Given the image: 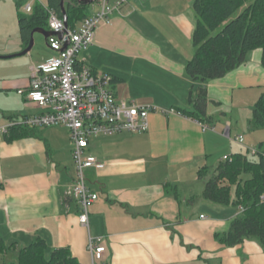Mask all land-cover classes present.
<instances>
[{"label": "crops", "instance_id": "crops-1", "mask_svg": "<svg viewBox=\"0 0 264 264\" xmlns=\"http://www.w3.org/2000/svg\"><path fill=\"white\" fill-rule=\"evenodd\" d=\"M194 1L129 0L79 57L112 77L118 100L176 112L151 113L143 134L90 140L87 155L105 167L86 171L87 185L98 195L88 228L80 225L77 206L65 194L75 177L68 131L36 129L34 136L10 142L0 133V264L16 262L18 251L37 239L48 251L67 249L81 264H90V238L105 246L104 264H264L258 242L228 247L216 239L239 208L193 202L204 189L198 171L205 168L210 176L224 157L231 158L237 136L248 140L246 149L256 148L243 134L233 139L231 134L239 132L240 123L247 132H259L252 109L264 94L262 51L250 52L221 78L192 82L185 66L194 51ZM13 27L18 35L0 32V91L16 94L0 95V128L39 113L18 91L27 87L30 68L53 55L48 50L41 57L32 48L18 56L25 48L17 18ZM202 87L210 118L205 124L180 113L193 111L189 99Z\"/></svg>", "mask_w": 264, "mask_h": 264}, {"label": "trees", "instance_id": "trees-1", "mask_svg": "<svg viewBox=\"0 0 264 264\" xmlns=\"http://www.w3.org/2000/svg\"><path fill=\"white\" fill-rule=\"evenodd\" d=\"M26 0H15L19 10ZM44 4L61 18L60 0H45ZM67 25L74 30L89 15V6H79L75 0H64ZM195 26L192 34L193 55L186 63L185 73L192 82L207 83L236 69L254 50H261L264 68V0H195L193 3ZM19 36L27 47L33 29H47V13L34 3L29 15L17 14ZM204 87L190 97L193 111H181L201 124L209 123L206 115L207 96ZM252 120L256 127L264 128V94L255 102ZM35 128L13 126L8 129V142L34 136ZM256 148L258 162L249 161L242 153L231 160L222 161L208 178L205 168L198 178L205 180L202 198L219 206L242 208L230 223L228 230L216 235L223 245L234 247L245 240H254L264 247V151ZM242 176H246L244 180ZM9 264H81L67 249L47 250L46 243L37 239L18 251L17 260Z\"/></svg>", "mask_w": 264, "mask_h": 264}, {"label": "built area", "instance_id": "built-area-1", "mask_svg": "<svg viewBox=\"0 0 264 264\" xmlns=\"http://www.w3.org/2000/svg\"><path fill=\"white\" fill-rule=\"evenodd\" d=\"M129 0H96L91 12L74 30L65 29L62 18L40 0H27L21 7L23 14L32 12L34 3H39L47 13V30L55 34L46 39L52 56L30 68L28 85L18 94L39 110L36 115L24 116L10 121L0 128L7 134L13 126L35 129L64 127L69 133L75 177L66 190L78 210V221L88 228L89 208L98 199L86 182V171L101 170L104 163L87 155L90 140L95 137H112L120 134H143L149 129V115L153 112L176 113L174 110H159L151 105H135L118 100L112 89V77L107 73L95 72L79 60L94 41L95 33L101 26H108L112 17ZM243 144L242 136L235 138ZM256 155V148L247 149ZM231 158L224 157L222 161ZM239 211L243 209L240 207ZM203 218V216H201ZM106 248L102 243L89 239L87 252L90 264H104Z\"/></svg>", "mask_w": 264, "mask_h": 264}, {"label": "rangeland", "instance_id": "rangeland-1", "mask_svg": "<svg viewBox=\"0 0 264 264\" xmlns=\"http://www.w3.org/2000/svg\"><path fill=\"white\" fill-rule=\"evenodd\" d=\"M40 1L42 3L45 2V0H40ZM90 8H91V6H89V9ZM20 13H22L21 8L19 10H17L15 8L14 0H0V32L4 31L6 29V30H8V34L12 36L11 31L15 30V35H18V32H17L18 30H16V28H14V27L12 28V23H15L16 18H17V14H20ZM13 35H14V33H13ZM33 41H34L33 49L35 50V52L37 54H39V56L43 57V56H46L47 54H49L46 42H45V40H44V38H43V36L41 34L35 33L34 36H33ZM2 48L3 47H0V50ZM0 95H16V94H14V93H12V94L9 93L8 94L6 92L0 91ZM241 125H242V123L239 124V128H238L239 132L232 131L231 139H233L236 134H243L244 138L248 137V139L252 142V145L254 147L257 148L259 146V144H262L263 145L262 146V150L264 151V128H255V129H258V131H259L258 133H255V132L250 131V130H248V132H247L246 129L243 128ZM246 141H248V140L246 139ZM246 141L243 142V144H241V145L240 144H234V146H233L234 150L233 151L236 152V153H242L251 162H258L259 161V156L258 155H252L246 149L247 148L246 145H245ZM209 177L210 176H208V178ZM245 177L246 176H242L241 179L244 180ZM197 182H198V180L196 181V183ZM205 182H206V179L200 181L199 186L204 187ZM195 185H197V186H195V187L193 186L192 189H194V191L197 192L199 186H198V184H195ZM182 195H183V193H182ZM199 201H202V203H206L207 204V202H205V200L202 197H199V196L195 197L194 200H193V202L196 205H197V203ZM206 204H204V205H206ZM215 206L222 207L223 209H227L229 211H234V209H235L233 206H219V205H215ZM202 212H203V214L205 216H208L207 211H202Z\"/></svg>", "mask_w": 264, "mask_h": 264}, {"label": "water", "instance_id": "water-1", "mask_svg": "<svg viewBox=\"0 0 264 264\" xmlns=\"http://www.w3.org/2000/svg\"><path fill=\"white\" fill-rule=\"evenodd\" d=\"M77 2V4L79 6H82V7H85V6H90L91 4H93L96 0H75ZM60 11H61V15H62V21H63V24L65 26V29L68 28V25H67V17H66V14H65V10H64V0H60ZM35 33H39L43 36L45 42H46V39L50 36H58V37H61L60 34H55L53 32H50L48 31L47 29H44V28H36V29H33L30 33V39H29V43L27 45V47L21 52L18 54V56H24L26 54H28L32 48L34 47V41H33V36ZM2 58V57H0Z\"/></svg>", "mask_w": 264, "mask_h": 264}]
</instances>
